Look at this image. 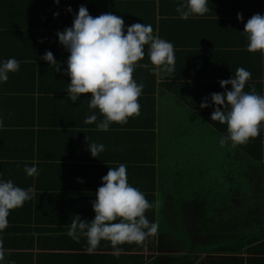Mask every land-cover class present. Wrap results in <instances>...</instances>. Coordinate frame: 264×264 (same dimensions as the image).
I'll return each instance as SVG.
<instances>
[{"label":"crops","instance_id":"0c3cea01","mask_svg":"<svg viewBox=\"0 0 264 264\" xmlns=\"http://www.w3.org/2000/svg\"><path fill=\"white\" fill-rule=\"evenodd\" d=\"M87 1L90 0H59L57 4L54 0H0V60L15 58L19 61V70L9 73L8 80L0 83V121L3 122V127H0V179H10L14 185L24 189L44 187L51 194L45 207L53 213L50 215L48 212L42 224L34 221L21 226L20 218H25L27 213L18 208L10 210L8 226L0 233L5 251L4 264H131L132 258L125 254L133 251L121 250L118 257L113 256L109 242L102 240L96 251L88 254L84 237L76 242L66 234L74 215L78 214L81 219L94 216L91 202L95 200V192L102 183L101 177L110 167H117L121 163L126 165L129 182L130 172L136 177L137 170L146 171L144 182L139 184L147 183V173L154 167L157 179L154 180L156 188L153 191L160 197L158 207L161 209L165 201L176 200L179 201V211L191 213L195 207L193 202L200 199L203 193L204 200H212L214 189L222 190L218 186L225 185L227 189L224 194L215 193L220 199L227 197L230 203V206L219 209L221 215H234V208L238 216L244 215V165H239L238 160L230 161L235 148L227 144L220 147L218 131L203 116L204 112L211 115L214 111L210 94L224 91L219 81L230 78L237 67L249 70V63L245 64L244 56L239 52L242 47H232L235 61L220 69L219 78L213 79L218 81H209L207 78L186 76L199 65L185 54L175 56L172 77L158 78L150 71L153 66L148 60L145 45V56L139 63L149 66L136 67L132 73L136 82L143 84L142 94L138 98L139 115L129 117L123 126L113 123L108 131H98L96 122L84 123L86 117L93 113L97 114V122L102 118L98 110L88 108L91 94H81L76 102L69 101L67 97L70 77L64 71L66 63L60 59L63 63L61 67L57 61L56 65L41 64L44 62L41 56L46 50L51 51L54 57H58L55 49L62 56L69 55L63 45L55 43L56 32L62 22L72 24L78 7ZM68 6H71V13L67 11ZM85 6L88 8L90 3ZM100 8L94 17L111 12L120 16L125 26L148 24L144 18L133 20L125 14L121 16L115 8ZM88 12L93 16L92 9L88 8ZM54 13L59 14L54 16ZM38 21L45 26L44 34L37 33ZM169 23L168 28L172 30L175 24L171 20ZM212 29H199V36H209L207 31ZM179 31L195 38L197 29L189 23L188 27L181 24ZM234 63L236 68L233 69ZM204 80L210 83L208 88L205 85V90L201 85ZM257 82L258 86H253L258 94V88L264 87V72ZM225 88L230 90L231 85H225ZM205 97H208L210 106L201 108L200 103ZM182 132L189 133V137L179 138ZM262 135L263 145L264 129ZM87 143L104 144L105 150L98 157H91ZM144 152L145 167L133 163ZM202 153L206 160H193ZM208 153H215V156L211 154L207 159ZM219 157L226 162H221ZM33 163L39 175L28 176L24 166L31 167ZM258 166H262L260 171H264V152ZM224 168H234L236 173L232 175L237 178L213 176L219 174L209 171L219 169L222 172ZM239 171H242L241 175ZM252 183L264 184V177L261 182L255 180ZM145 195L150 201L151 193L147 191ZM26 204L29 205V201H25L22 207ZM39 210H43L42 203ZM13 218L18 219L17 224L14 220L12 222ZM225 232L224 237L233 246L203 252L202 257L199 256L192 264H223L224 258L237 257L244 258V264H264V225L245 230L250 239L243 245L238 244V239L244 229ZM252 246L253 252H249ZM56 253L63 255L57 256ZM141 253L146 255L149 250ZM121 254L124 257L121 258Z\"/></svg>","mask_w":264,"mask_h":264},{"label":"clouds","instance_id":"9594fccd","mask_svg":"<svg viewBox=\"0 0 264 264\" xmlns=\"http://www.w3.org/2000/svg\"><path fill=\"white\" fill-rule=\"evenodd\" d=\"M54 3L58 4L59 0H54ZM207 3L208 0H180L176 12L185 20L202 17L209 11ZM67 11L72 12L71 6ZM237 19H242L240 13H237ZM241 35L246 37L247 51L264 56V14L252 15L244 24ZM56 36L69 53L64 69L70 77L67 97L69 101L76 102L81 94H91L88 108L98 110L102 118L97 122V114L93 113L86 117L84 123L96 122L98 131H108L113 123L123 126L129 117L139 115L138 98L143 84H138L132 73L136 67L149 66L139 63L145 56V45L148 60L153 66L151 72L159 78L172 77L175 71L174 46L170 41L154 34L150 24L125 26L123 19L111 12L93 17L85 5H80L71 26L58 31ZM41 59L50 65L57 61L48 50ZM18 70L19 61L15 58L0 60V83H5L9 73ZM250 77L248 70L237 68L230 78L219 81L224 89L222 93L210 94L211 106L214 107L210 120L226 124L227 135L220 137V147L245 145L264 129V95L254 90L244 91ZM225 85H231V89ZM209 106L208 97L203 98L200 107ZM0 127H3L2 121ZM87 148L91 157H98L105 150V145L87 143ZM24 171L28 176L39 175L35 163L31 167L25 165ZM101 181L95 200L91 202L94 216L81 219L78 214L74 215L66 234L76 242L84 237L88 254L94 253L102 240L108 241L111 254L118 257L120 245L142 244L148 236L156 234L158 224L146 218L145 212L152 204L141 191L128 183L125 164L110 167ZM32 195L31 187L24 189L14 185L10 179H0V233L8 226L10 210L22 207L25 201L32 199ZM4 261L5 251L0 240V264Z\"/></svg>","mask_w":264,"mask_h":264},{"label":"trees","instance_id":"16d2710c","mask_svg":"<svg viewBox=\"0 0 264 264\" xmlns=\"http://www.w3.org/2000/svg\"><path fill=\"white\" fill-rule=\"evenodd\" d=\"M179 2L180 0H99V2L98 0H90L84 4L87 5L90 3L88 8L94 11L93 17L96 15L98 9H101L100 7H112L115 8V10H119L121 16L125 14L129 19L133 18V20H137V18H144V20H148V24L152 26L154 34H157V31L161 38L173 44L175 56H177V54H185L194 59L193 63L199 65L197 68L195 67L193 73L186 74L188 78H207L209 81H218L213 79L219 78L220 69L228 63H233L231 61H235V53L231 50L232 47L241 46L242 51L239 52L243 54V61L245 64L249 63L248 71L251 73L250 79L245 84L244 91H255L253 84L258 86V78H260L262 72H264V65H262L264 64V56H261L259 52H249L246 50V37L241 35V31L244 30V24L252 15L257 13L264 14V0H208L207 7L209 11L204 16L189 17L186 20L181 19L176 12V6ZM237 13L242 15L241 20L237 19ZM42 20L43 19H41V22ZM170 20L175 24L172 30L168 28ZM189 23L197 29L195 38L190 33L191 37L179 31L181 24L183 27H188ZM70 26L71 24L62 22L59 24L58 31H63L65 27ZM212 27L214 29L207 31L210 37L208 35L199 36V29ZM43 29H45L44 24L41 23L40 25L38 21L37 33L44 34L46 31L43 32ZM171 38L173 39L170 40ZM57 42L59 41L56 36L55 43ZM55 51L58 57L54 58L57 59V64L61 67L63 63L62 61L60 62V59L66 63L68 56H62L57 49H55ZM20 64L25 65L26 63ZM41 64H48L47 66H50L47 61ZM232 67L233 69L236 68V63H234ZM62 68L65 67L63 66ZM206 84L208 88L210 83L205 82V80L201 82L203 90H205ZM263 93L264 87L260 86L258 88V94L264 95ZM203 116L206 121L218 131L217 134L219 137L227 135L226 124L221 125L218 121L210 120L211 115L205 112ZM178 137L186 139L189 137V133L182 132V135ZM262 138L263 135L261 130L260 135L250 139L247 144L235 147L233 158L230 160L231 162L238 160L239 165H244V174L246 177L244 188L245 195L248 196L244 203L243 216H238L235 208L234 215H221L219 209L222 206H230L227 197L220 199V197L215 194H224L227 187L222 184V186H218L219 188L222 187V190L214 189V199L204 200L203 193L200 199L193 202L195 207L191 213H188L189 211L186 212V210L179 211V201L176 200L165 201V205L163 209H161L162 207H158L160 197L153 191L156 188L154 180L157 179V173L153 170L154 167L150 168L149 166L150 169L148 171L149 173H147L148 177L146 178V184H139V182H144L146 171L137 170L136 177L130 172L131 181L129 182L127 177L128 183H131V186L137 188L144 195L147 191L151 193V200L149 202L152 204V207L146 210L145 216L149 221L158 224L156 234L148 236L142 244L125 243L119 246L121 250L133 251L131 254H125L128 258H132L133 262H131V264H192L199 256L202 257L203 252H211V243L213 244V242L224 238V235H226L225 233H227L225 231L231 229L236 232L244 229V233L241 234H245V230L251 229L253 226L264 225V184L252 183L255 180L256 182H261L264 177V171H260L262 166H258V163L263 159L264 144L262 145ZM145 152L140 155L138 159H135L133 163L137 162L140 166L145 167ZM211 154L213 153H208L207 159ZM213 155L215 156V153ZM196 156L197 157L193 160H206L203 153ZM219 159H221V157H219ZM209 171L219 174H213V176L237 178L235 175H232L236 173L234 168H224L222 169L223 173L219 169H217V171ZM239 173L241 175L242 171H239ZM218 180L220 181V179ZM253 184L259 185L252 186ZM99 186H101V184ZM240 190L241 188H239V191ZM251 193H253V195ZM49 195L51 194L48 193L44 187L43 189L39 187L33 190L32 199L28 200L29 205L26 204V206L18 208V210L27 213L25 218H20L21 226H27L34 221H37L38 224L45 222L46 214L51 210L45 207ZM55 195L58 196L60 194ZM249 195L253 197V199ZM215 196H218V198H215ZM145 198L147 199L146 195ZM163 198L166 200L165 195ZM40 203H42L43 210L38 211ZM49 214L53 215L52 212H49ZM13 220L14 223L17 224L18 219L13 218L12 222ZM226 228L229 229L224 230ZM37 230H39V228H37ZM253 248V246L250 247L248 251L251 252ZM146 249L149 250L148 254L145 255L141 253ZM56 255L60 256L63 254L56 253ZM122 257L124 256L121 254V258ZM120 264L128 263L125 262ZM223 264H244V258H224Z\"/></svg>","mask_w":264,"mask_h":264},{"label":"rangeland","instance_id":"374dc122","mask_svg":"<svg viewBox=\"0 0 264 264\" xmlns=\"http://www.w3.org/2000/svg\"><path fill=\"white\" fill-rule=\"evenodd\" d=\"M221 162H226L225 159L223 157H221ZM179 161L181 162L182 159H181V156H180V159ZM248 196V195H247ZM246 196V197H247ZM250 196V195H249ZM251 197V196H250ZM252 198V197H251ZM178 236V235H176ZM249 236L245 233V234H240V237L238 239V244L239 245H243L244 242L247 240V242L249 241ZM208 244V243H207ZM210 244V243H209ZM230 246H233L231 244V242H228L227 241V237H224L222 239H219L218 241H215L213 242V244L211 243V246H210V250L213 251V250H219V249H228ZM245 249V248H244ZM244 251V250H243ZM242 253V252H241Z\"/></svg>","mask_w":264,"mask_h":264}]
</instances>
